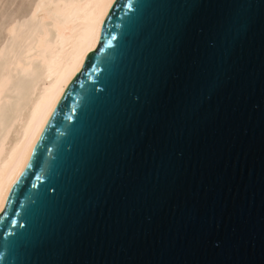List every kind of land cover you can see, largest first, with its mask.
Returning a JSON list of instances; mask_svg holds the SVG:
<instances>
[{"label":"water","instance_id":"obj_1","mask_svg":"<svg viewBox=\"0 0 264 264\" xmlns=\"http://www.w3.org/2000/svg\"><path fill=\"white\" fill-rule=\"evenodd\" d=\"M0 264H264V0H112L1 203Z\"/></svg>","mask_w":264,"mask_h":264},{"label":"bare ground","instance_id":"obj_2","mask_svg":"<svg viewBox=\"0 0 264 264\" xmlns=\"http://www.w3.org/2000/svg\"><path fill=\"white\" fill-rule=\"evenodd\" d=\"M112 0H0V206Z\"/></svg>","mask_w":264,"mask_h":264}]
</instances>
